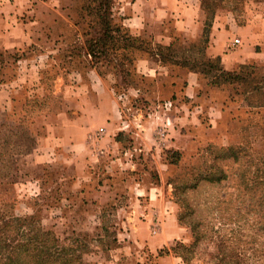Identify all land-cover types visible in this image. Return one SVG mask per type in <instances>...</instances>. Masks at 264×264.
I'll use <instances>...</instances> for the list:
<instances>
[{"label":"rangeland","instance_id":"obj_1","mask_svg":"<svg viewBox=\"0 0 264 264\" xmlns=\"http://www.w3.org/2000/svg\"><path fill=\"white\" fill-rule=\"evenodd\" d=\"M200 1L213 16L212 45L236 59L227 71L245 78L216 77L213 68L223 65L205 56L208 45L202 38L183 44L181 34L168 26L166 36L174 40V48H183L186 66L201 73L196 101L183 95V87L162 83L157 88L151 77L135 70L127 77L118 75L112 69L117 59L112 44H95L96 33L86 25L93 14L79 13L80 0H72L71 27L53 26L51 16L61 18L42 12L49 22L39 30L38 42L13 53L0 51V214L30 218L53 239L68 244L69 264H98L119 257L113 250L128 249L126 244L134 248L135 234L129 233L139 223L117 213L131 195L121 179L130 186L139 175L152 184L149 195L164 198L170 216L148 220V226L178 231L180 238L167 248L186 264H264V0ZM112 2L103 1L100 9L109 24L119 25L112 18ZM164 29L153 32L163 34ZM50 35L57 39L48 40ZM233 39L239 44L228 53ZM146 41L153 50L155 45ZM98 47L105 57L98 55ZM180 55L174 51V57ZM25 64L33 65V72L19 70ZM181 69L171 67L173 73ZM172 80L171 74L165 81ZM136 87L151 91V100L134 91ZM155 89L159 97L152 95ZM106 103L123 128L132 121L150 127L147 141L150 150L158 151L140 156L145 176L127 175L129 170L118 164L120 176L106 174L105 180V170L97 172L92 155L81 157L76 148L61 143L66 120L81 113L90 126L99 127ZM174 116L181 122H173ZM171 124L178 134L171 138L172 146L164 147L159 142ZM94 133L89 138L93 146L102 130L95 128ZM121 137L126 147L128 138ZM168 150L176 156L166 155ZM128 160L136 164L137 156Z\"/></svg>","mask_w":264,"mask_h":264},{"label":"crops","instance_id":"obj_2","mask_svg":"<svg viewBox=\"0 0 264 264\" xmlns=\"http://www.w3.org/2000/svg\"><path fill=\"white\" fill-rule=\"evenodd\" d=\"M112 1L114 8L112 16L115 21L124 27L130 35L148 40L153 46H167L173 42L169 36H166L168 26L181 34L184 39L181 38L180 42L184 44L194 42L200 34L203 12H201L197 0ZM71 9L72 0H0V51L4 54L13 53L38 42L41 38L39 30L49 22L43 17L42 12L45 16L46 12H51L61 18L62 21L55 20V17L51 16L50 23L53 26L63 23V26L71 27ZM49 26L51 27L50 24ZM164 27L163 34L153 32V29L163 30ZM213 28V26L210 28L211 31H213ZM56 39L52 38L51 35L48 37V40L54 41ZM212 43L214 44V39H212L209 32L206 43L208 46L204 51L205 56L207 58H217L223 65V70H231L236 59L231 55H223L220 53V49L213 46ZM230 44L228 49L225 50L228 53L238 46L233 47ZM21 67L22 71L24 70L27 73L33 72L35 69L33 65H19V70ZM134 68L138 75L151 77L154 80L155 87H163L162 83L167 84L165 87H183V95H188L193 101H196L194 92L196 87L201 86L198 72L183 68L181 72L173 73L171 67L159 63L157 56L150 57L146 54L135 59ZM22 74L23 72L21 76ZM171 74L174 80L166 83L165 80ZM19 87H22L20 83ZM136 88V90L134 89L136 92L141 90L138 87ZM141 91L145 95L144 98L150 101L149 93L151 91ZM152 95L159 97L161 94L155 89ZM193 101L190 102L193 103ZM104 106L100 115L102 117L99 127L90 126L88 122L83 120L84 116L81 113L75 119L66 120L62 127L65 133L61 143L70 150L76 148L81 157L92 155L95 169H97V172L100 169L101 171L105 170L103 173L105 176L107 174L109 177H119L121 173L115 172V166L118 164L121 166V170H129V174L123 173V175L132 174L137 177L138 174H142L145 176V167L144 164L142 166L140 163V156L150 154L151 151H158L157 148L150 150L151 143L147 141V139H150V127H147V122L133 123L132 121V123L130 122L131 127L123 128L119 119L114 115V111L111 112V103L110 105L106 103ZM105 110L106 112H104ZM132 119L134 120L135 117ZM181 119L179 116H174L171 120L181 122ZM133 124L137 129L133 128ZM172 125L174 124H171V128L168 130L169 134L162 140L163 143L159 142L161 145L164 144V147L165 145L172 146L171 138H176L175 136L178 134V130H175ZM95 128L97 130L101 129L102 134L95 138L97 142L93 146V142L89 138L91 139V134L95 132ZM121 136L128 138L126 147L121 143V138H124ZM167 138H169L168 141ZM91 146L94 148H91ZM133 154L137 156L136 164L128 160V157ZM107 176L104 177L105 180L108 179ZM138 179H140V182ZM144 180L139 175V178L137 177L136 180L132 179L129 182L130 186L126 184L128 181L124 178L120 181V183H125L123 188L129 189L131 195L127 194L128 206H123L120 210L121 213H117V216L139 223L134 228L135 233H132V231L129 233L132 237V234H135V237H133L135 239L134 248L131 249V244H126L128 249L113 250V253L119 254V257L105 258L103 262L98 264H184L178 255L170 252L167 248L173 240L180 238L178 231L174 230L173 233H169L148 226V220L163 219L164 213L166 216H170L168 212H165L164 198L160 199L149 195L147 189H150L151 186L149 185L152 184L148 183L149 185H147ZM142 196H145V198L141 199ZM126 234L128 235L127 232ZM165 248L166 251H164Z\"/></svg>","mask_w":264,"mask_h":264},{"label":"trees","instance_id":"obj_3","mask_svg":"<svg viewBox=\"0 0 264 264\" xmlns=\"http://www.w3.org/2000/svg\"><path fill=\"white\" fill-rule=\"evenodd\" d=\"M103 1L105 0H80L78 11L79 13L93 14L86 25L88 29H92V32L95 31L96 33L94 40L95 44L99 45L106 41L112 44L113 50L111 51H113L114 55L117 54V57L115 56L117 59H114L115 61L113 62L112 69L115 70L118 75H125L127 77L130 69L132 71L135 70L134 59H136V57H133L135 52L138 53V55L142 54V56L146 54L153 57L155 55L158 57L159 63L167 67L174 66L194 71V66L191 65L189 68L186 66L188 65L186 63L189 62V59L187 58V54H182L183 48H180L182 51L181 53L180 49H177L178 47L174 48L171 42L167 46L156 45L154 49L151 50L147 48L148 42L146 40L129 35L127 30L120 24H109L110 20L105 19L102 9H100L103 6ZM197 1L200 10H203L201 1ZM99 11L102 15H100ZM203 11L205 13V19L202 29L200 28L198 38H202V43L206 44L210 29L209 24L213 16H208L207 12H205V10ZM113 20L115 19L113 18ZM204 25L207 27L206 34L203 32ZM108 26L110 28L109 31L107 30ZM109 33H111V35ZM172 41L174 40L172 39ZM97 51L98 55H103V57L107 54L102 47H98ZM174 51H179V54H181L180 57H174ZM213 61L219 66L217 58L213 59ZM208 66L211 67L210 65ZM208 69L211 70L212 68ZM213 69L219 74L216 77L221 78L222 81H244L245 76L240 78L237 74H234V72L225 71L220 66L217 69L215 65ZM196 72L198 71L196 70ZM213 77L215 79V76ZM165 154L170 156H174L173 154H175L176 156L177 153L168 150ZM65 249L71 248L68 244H61L59 241L53 239L49 232L43 231L38 225L31 222L30 218H17L11 215L3 216L0 214V264H69L71 260L67 257ZM182 261L186 264L184 258H182Z\"/></svg>","mask_w":264,"mask_h":264},{"label":"built area","instance_id":"obj_4","mask_svg":"<svg viewBox=\"0 0 264 264\" xmlns=\"http://www.w3.org/2000/svg\"><path fill=\"white\" fill-rule=\"evenodd\" d=\"M239 44V40L238 39H233L232 42H231V46H237Z\"/></svg>","mask_w":264,"mask_h":264}]
</instances>
